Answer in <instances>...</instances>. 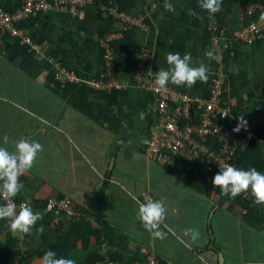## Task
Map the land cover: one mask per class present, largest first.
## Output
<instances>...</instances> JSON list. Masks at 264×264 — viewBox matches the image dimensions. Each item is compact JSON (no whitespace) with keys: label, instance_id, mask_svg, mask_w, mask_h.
<instances>
[{"label":"crops","instance_id":"obj_1","mask_svg":"<svg viewBox=\"0 0 264 264\" xmlns=\"http://www.w3.org/2000/svg\"><path fill=\"white\" fill-rule=\"evenodd\" d=\"M254 1L223 0L222 11L209 17L198 0H171L174 13L164 11V0H93L82 19L49 9L21 22L18 28L31 38L30 46L23 37L0 32V146L15 151L21 139L43 145L32 169L20 177L23 189L14 198L30 202L43 219L24 238L0 220V264H42L49 249L75 264H140L144 249L165 264H264V205H256L254 197L223 195L205 172L148 158L145 142L158 114L154 95L136 79L144 50L150 55L147 73L154 76L168 68L169 52L191 53L193 66L208 65L207 83L197 81L190 90L169 84L209 98L214 24L224 40L231 109L222 123L238 137L241 169L254 167L264 174V39L239 40L258 18L242 17ZM23 2L0 0V9L13 13ZM106 8L141 19L145 26L113 42L116 75L124 85L118 92L96 91L90 83L105 70L101 39L123 28ZM188 9L204 20L189 16ZM56 63L75 69L85 78L78 85L89 92L72 96L69 86L75 83L56 78ZM58 83L66 92L58 90ZM240 115L247 130L235 133ZM51 196L71 197L78 219L50 215L45 205ZM147 199L166 206L164 239L154 238L139 219V204ZM185 229L198 232V239L185 236ZM68 236L76 238L70 246L61 242Z\"/></svg>","mask_w":264,"mask_h":264},{"label":"built area","instance_id":"obj_2","mask_svg":"<svg viewBox=\"0 0 264 264\" xmlns=\"http://www.w3.org/2000/svg\"><path fill=\"white\" fill-rule=\"evenodd\" d=\"M93 0H24L22 6L13 13L0 9V32L8 33L13 37H23L29 46L31 38L25 35L19 28L24 20L37 16L49 9L66 11L74 17L82 19L83 9ZM110 15L121 21L123 28L112 34H106L100 41L104 50L105 70L101 77L91 81V86L97 90L112 92L124 88L116 75V58L113 42L122 37L124 32L133 28H145L141 19L120 13L116 9H104ZM244 28L239 40L252 44L258 39H264V0H256L251 3L242 13L243 19L254 18ZM212 34V53L215 63L211 83V95L209 98L194 96L183 93L170 84L166 89L158 90L155 85L154 75L147 73L149 53L144 50L140 54L139 71L136 79L139 85L146 91L151 92L155 98L158 120L145 142V150L149 159L162 165L182 167L207 173L213 180L219 172L220 165L231 164L241 169L236 161L239 140L222 123L230 116V106L226 94L228 83L225 73V49L224 40L218 36L214 24L210 28ZM226 47V46H225ZM56 78L60 81L74 83L85 82L75 69H68L60 63H56ZM215 190L221 192L214 186ZM241 198L252 200L251 192L242 193ZM2 199V198H1ZM17 211L21 205L34 206L28 201H16ZM6 201L2 199V205ZM45 210L54 217L66 216L73 220L79 215L74 208L73 201L69 196L48 198ZM25 234H21L24 238ZM145 261L140 264H165L157 256L148 250H143Z\"/></svg>","mask_w":264,"mask_h":264},{"label":"clouds","instance_id":"obj_3","mask_svg":"<svg viewBox=\"0 0 264 264\" xmlns=\"http://www.w3.org/2000/svg\"><path fill=\"white\" fill-rule=\"evenodd\" d=\"M199 7L204 10L209 17H214L222 11L223 0H198ZM163 9L166 12L174 13L175 6L171 0H164ZM189 16L201 21L204 16L193 9H188ZM264 20V16L261 17ZM206 55L212 58V53ZM167 69L161 68L156 72L155 85L158 90L166 89L171 83L177 87L192 89L197 81L207 83L209 79L208 65L199 62V66H193L191 53L169 52L166 56ZM238 123L233 132L239 133L241 129L247 130V121L243 115L237 117ZM4 143L9 142V137H3ZM43 150V145L38 142L19 140L15 142V151L0 146V198L6 201L0 205V220L9 221V228L13 232L28 235L37 224L43 219V213L34 212L30 206L21 205L17 211L14 198L23 189L20 177L27 174L32 169L37 154ZM213 185L218 187L223 195L236 198L242 193L251 192L256 205H264V174L256 168L243 170L231 164L220 165L219 172L214 176ZM166 206L163 201L147 199L145 203L139 204L138 216L143 227L156 239L166 238L167 233L161 230V225L166 219ZM166 227V225H165ZM41 227L39 231H42ZM184 235L195 241L199 233L192 229H185ZM42 264H75L74 260L60 257L56 252L48 250L42 257Z\"/></svg>","mask_w":264,"mask_h":264},{"label":"trees","instance_id":"obj_4","mask_svg":"<svg viewBox=\"0 0 264 264\" xmlns=\"http://www.w3.org/2000/svg\"><path fill=\"white\" fill-rule=\"evenodd\" d=\"M76 84V85H75ZM73 86H69V87H72V91H73V94H72V96H74L76 93H88L89 92V89L90 88H88V87H84V86H82V85H78V84H80V83H75ZM69 87H67V88H69ZM57 88H58V90L60 91V90H62V92H66V89L60 84V83H58L57 84ZM115 92H118L117 90H114ZM72 98V97H71ZM75 105L76 106H78V107H81L80 105H78V104H76L75 103ZM81 109H83V107L81 108ZM85 111H87V110H85ZM89 114H90V112L89 111H87ZM91 115V114H90ZM227 119V118H226ZM225 119V120H226ZM224 121V120H223ZM237 156H238V158H237ZM236 159H238L239 160V162L241 163V157L239 156V155H236ZM237 160V161H238ZM241 167H243V166H241ZM243 169V168H242ZM254 200V199H253ZM251 202L250 203H247V207H250L251 208ZM76 219H78V217L77 218H75L74 220H76ZM75 240H76V238H71V237H67V238H65V239H63V240H61V242L64 244V245H66V246H70L71 244H74L75 243ZM56 245H58V246H62V244H60V243H57ZM50 250V249H49ZM56 254H57V258H60V257H64V258H68L67 256H65L64 254H58L57 252H56ZM44 255V254H43Z\"/></svg>","mask_w":264,"mask_h":264}]
</instances>
